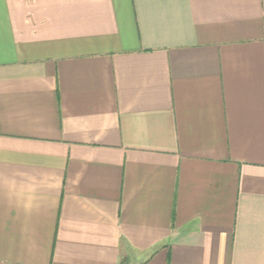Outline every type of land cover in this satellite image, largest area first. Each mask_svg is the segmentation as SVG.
<instances>
[{
  "label": "crops",
  "instance_id": "obj_1",
  "mask_svg": "<svg viewBox=\"0 0 264 264\" xmlns=\"http://www.w3.org/2000/svg\"><path fill=\"white\" fill-rule=\"evenodd\" d=\"M0 264H264V0H0Z\"/></svg>",
  "mask_w": 264,
  "mask_h": 264
}]
</instances>
